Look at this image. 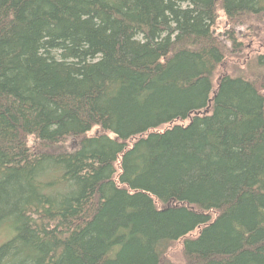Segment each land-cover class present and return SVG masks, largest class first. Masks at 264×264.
<instances>
[{
  "label": "trees",
  "instance_id": "obj_1",
  "mask_svg": "<svg viewBox=\"0 0 264 264\" xmlns=\"http://www.w3.org/2000/svg\"><path fill=\"white\" fill-rule=\"evenodd\" d=\"M263 17L0 0V264H264Z\"/></svg>",
  "mask_w": 264,
  "mask_h": 264
},
{
  "label": "rangeland",
  "instance_id": "obj_2",
  "mask_svg": "<svg viewBox=\"0 0 264 264\" xmlns=\"http://www.w3.org/2000/svg\"><path fill=\"white\" fill-rule=\"evenodd\" d=\"M224 21H225V17L222 16L221 17V22L219 24V28H218V32H220L221 30L224 29ZM256 23L261 27L262 32L259 36L255 37L252 35H249L248 33V25L247 26H241L240 29H242V32H238L239 35L242 36V34H244L241 38L244 46H245V50L244 53L247 57L249 56H264V17L263 18H257ZM256 25L254 24V27ZM242 67H245V64L242 65ZM96 132V129L94 128L91 131V134H94ZM6 238V234L4 231H0V244L4 241V239ZM175 251L171 254V256L173 257V259H175L176 261H181V256L178 252V246H175Z\"/></svg>",
  "mask_w": 264,
  "mask_h": 264
}]
</instances>
